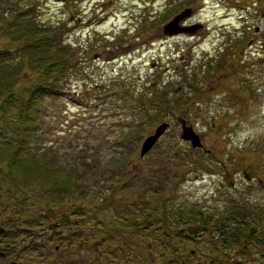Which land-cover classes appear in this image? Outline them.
Masks as SVG:
<instances>
[{
	"label": "rangeland",
	"instance_id": "obj_1",
	"mask_svg": "<svg viewBox=\"0 0 264 264\" xmlns=\"http://www.w3.org/2000/svg\"><path fill=\"white\" fill-rule=\"evenodd\" d=\"M27 1L33 4L36 23L55 29V43L77 49L79 69L66 81L65 92L43 99L42 106L48 115L59 107L58 121L66 131L74 130L69 136L52 137L69 143L66 150L72 149L74 164H82L86 154L99 174L104 168L124 169L127 176L118 179L127 183L128 187L120 186L127 196L139 192L142 185L148 196L151 189L170 185L178 175L175 196L180 201L264 204V0ZM10 2L21 7L18 11L24 8V0ZM185 9L189 14L177 24L194 27L189 32L164 33L163 25ZM4 36L0 37L3 58L5 45L22 43ZM155 82L160 93L169 92L164 100L172 101L160 111L154 109L152 99L140 108L138 100L123 95L128 85L135 94L139 89H156ZM183 92H188L189 101L180 99ZM173 93L179 96L177 101ZM154 113L157 119L152 122ZM179 117L197 133L200 147L180 139ZM55 121L48 126L57 127ZM139 122L144 124L142 132H134ZM160 122L168 123L167 128L140 156L141 141ZM57 144L47 146L55 149ZM63 148L59 153H64ZM178 163H185L182 171ZM7 197L1 193L0 201L11 203ZM68 201L41 211L51 210L54 217ZM82 210L83 217L89 208ZM14 211L11 205L0 211V220L6 214L14 220ZM87 223L92 221L83 225ZM217 257L223 264L236 260L234 255ZM237 258L241 264L262 262L258 254H252V260Z\"/></svg>",
	"mask_w": 264,
	"mask_h": 264
},
{
	"label": "trees",
	"instance_id": "obj_2",
	"mask_svg": "<svg viewBox=\"0 0 264 264\" xmlns=\"http://www.w3.org/2000/svg\"><path fill=\"white\" fill-rule=\"evenodd\" d=\"M22 4L24 8L18 11L21 7H17V3L14 5L10 0H0V37L5 35L9 41L17 39L22 42L5 45V58L2 57L0 47V194L5 193L12 200L11 203L9 200L0 201V209L13 206L20 213L14 211L12 214L20 216L21 224L27 225L28 222L34 223L37 220L43 222L46 213L41 210L44 206L50 209L51 206L69 200V205L63 203L62 207L74 208L81 205L89 208L84 211L86 215L82 224L72 231L83 229L91 233L89 225L92 226L93 221H96V239L110 233L111 227L115 232L139 235L141 231H145L142 229L145 225L149 227L150 222L151 225L160 223L163 229H172L176 235L174 234L170 245L154 241L157 244L153 243L150 251L156 257H172L176 251L181 255H188L189 250L199 246L195 253L203 260L201 263L217 261V256L221 259L234 255L232 259L236 260L233 264H241L237 256L252 260L251 255L258 254L262 259L261 264H264L263 203H239L229 199L211 205L189 204L175 196L179 192L178 175L170 185L161 183L151 189L148 196L147 188L143 187L133 196H127L120 189V186L122 189L128 187L127 183L118 179V176H127L124 169L116 172L118 169L109 167L99 174L97 168L88 163L89 155L86 154L81 157L82 164H74L76 162L72 158V149L66 150L69 143H63L59 137L52 140L58 134L72 135L74 130L66 131L64 123L58 121L61 116L59 107H54L55 114L48 115L42 106L43 99L57 97L65 92L66 81L79 69L77 49L69 44L55 43V29L36 23L31 15V2L24 0ZM154 84L156 89H139L135 94L129 90L128 85L123 95L130 101L138 100L140 108L150 103L146 100L152 99L154 109L160 111L172 101L167 103L164 97L169 92L160 93L161 90L157 89L160 86L157 82ZM187 93H181L180 99L189 101L191 98ZM172 96L173 101H177L175 97L178 95L173 93ZM175 113L181 114L180 116L182 113L187 114ZM156 116L157 113H154L150 121H155ZM51 118L56 120L54 123L57 127L48 126ZM141 123L139 122L134 132H142L144 124ZM51 142L59 147L49 148L47 145ZM60 147H64V153H59ZM76 158L79 156L76 155ZM184 165L185 163H178L177 168L182 171ZM78 166L82 169L73 171ZM10 180L16 186H11ZM158 181L156 182H161ZM21 183L27 186L20 185ZM96 207L97 215L94 212ZM32 213L33 217L28 218ZM95 216L97 219L93 220ZM85 221L92 223H87L88 226L85 227ZM91 240V237H83L85 249L89 248L88 242ZM188 263L187 261L186 264Z\"/></svg>",
	"mask_w": 264,
	"mask_h": 264
},
{
	"label": "flooded vegetation",
	"instance_id": "obj_3",
	"mask_svg": "<svg viewBox=\"0 0 264 264\" xmlns=\"http://www.w3.org/2000/svg\"><path fill=\"white\" fill-rule=\"evenodd\" d=\"M187 203L197 204L195 201ZM58 209V214L54 217L49 210L44 216V223L37 220L34 223L28 222L27 225L21 224L20 216H15V221H11V217L6 214L0 220L3 230L0 233V264H186L187 261L188 264H219L215 261L201 263L203 260L196 257L195 253L199 246L189 250L188 255H181L176 251L172 257H156L150 251L151 245L157 244L154 241L170 245L171 239L176 235L172 229H163L160 223L151 225L150 222L149 227L145 225L142 228L145 231H141L139 235L111 231L96 239V221H93L91 233L89 230L72 231L84 221V216L80 215L83 211L81 205ZM0 211L5 212L7 209L2 208ZM15 212L20 213L18 210ZM94 212L98 214L97 207ZM94 219H97L96 216ZM84 236L92 238L88 242V249L83 247ZM6 237L10 239L7 240Z\"/></svg>",
	"mask_w": 264,
	"mask_h": 264
},
{
	"label": "water",
	"instance_id": "obj_4",
	"mask_svg": "<svg viewBox=\"0 0 264 264\" xmlns=\"http://www.w3.org/2000/svg\"><path fill=\"white\" fill-rule=\"evenodd\" d=\"M188 14H189V10L185 9L180 13L174 15L167 23L163 25V32L167 34H173L177 32H189V28L194 26H183V25L179 26L177 24L179 20H181L183 17H186ZM177 121L180 127V133H179L180 139L188 141L191 147H200L202 144L200 142L199 136L197 135V133L194 132L192 126L186 124L185 120H183L180 117L177 118ZM167 126L168 123L160 122L155 126L152 133L144 137V139L141 141L140 144V149H139L140 156L143 155L151 147V145L163 133V131L167 128ZM243 175L246 179L248 178L245 174ZM1 232L2 229L0 227V233Z\"/></svg>",
	"mask_w": 264,
	"mask_h": 264
}]
</instances>
